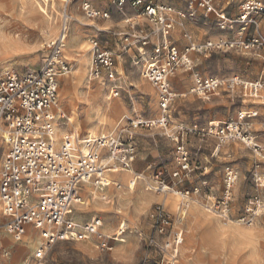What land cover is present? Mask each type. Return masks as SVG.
<instances>
[{
	"label": "rangeland",
	"instance_id": "374dc122",
	"mask_svg": "<svg viewBox=\"0 0 264 264\" xmlns=\"http://www.w3.org/2000/svg\"><path fill=\"white\" fill-rule=\"evenodd\" d=\"M65 1L0 0V29L8 26L3 35L12 39L10 44L0 40V77L9 72L20 74L35 71L48 54L47 45L59 34L63 13L66 12L71 18L70 13L75 11L81 16V20L79 23L70 19L67 24L68 37L62 51L63 60L68 63L70 70L66 76L61 77L63 80L58 85L57 96L58 110L61 113L64 111L70 121L58 122V135L71 132L78 135L79 139L86 138L84 123H96L97 114L102 121H99L92 136L109 135L111 132L118 134L119 129L129 127L131 122L145 123L147 126L143 124L132 129L136 157L133 170L136 175L141 176L136 185L129 190V175H121L120 178H124L121 182L118 175H112L110 180L118 181L121 189L113 184L104 191L107 195L106 202L96 199L89 205L85 203L90 202L91 194L84 185L80 193L82 203L72 212L77 223L100 220V230L111 238L112 250H100L94 238L77 243L60 240L50 248L44 264H163L168 258L158 248L150 245V240L154 239L161 244L170 241L172 236H159L153 229L150 214L155 205L163 204L161 198L173 196L172 191L185 190L191 192L187 202L192 206L193 214H190L189 207L180 223L173 225L174 230L182 233L178 261L176 259L175 264L181 263L182 252L188 255L185 264H264V185L258 181V178L264 180V152L261 156L254 154L240 141L218 148V142L213 137H203L197 133L187 134L184 145L189 156V170L181 173L180 178L175 177V173L180 170L175 143L164 135L157 123L163 117L159 103L160 92L144 77L145 66L153 59L151 46L158 42L152 40L147 55L140 58L132 40H123L129 32L124 28V15H132L128 7L119 12L115 0H102V3L97 0L94 8L100 13L109 14L110 19H89L82 11L83 0L79 3L78 0H72L70 6H66ZM151 1L170 5L179 12L187 13L189 10L182 0ZM235 1L232 7L235 15H228L230 20L236 19L241 12L243 0ZM260 2L264 6V0ZM45 11L48 16L44 15ZM195 12L196 20L186 18L178 21L168 37L180 55L186 53L190 43L202 45L218 40H235L245 34L264 35L262 13L256 17L258 27L252 25L248 28L236 23L229 30L220 28L217 15L206 18L199 10ZM44 17L47 18L50 30L47 37L42 31ZM19 24L30 31L23 42L18 40L17 34H8L9 27ZM149 29L146 26V30ZM91 39H96L114 55L113 68L117 71L116 85L120 89L119 96L115 99L110 98L109 82L106 79L95 81L89 77L91 54L88 41ZM74 51H80L84 63L76 62ZM188 57L189 67L181 66L171 72L167 79L173 96L169 128H196L201 131L212 125L219 127L225 123L236 122L239 113L257 110L255 119L248 121L249 133L261 142L264 149L263 102L244 96L247 91L240 87L233 93L220 89L207 99L201 94L193 93L196 79L218 80L238 76L251 83L260 76L264 79L263 59L236 50L189 52ZM164 59L163 54L160 63L163 64ZM254 104H260L262 108L255 107ZM74 128L78 129L76 133ZM1 156L2 150L0 163ZM227 168L237 173V180L230 188L226 185ZM157 175L159 180L172 189L171 192H155ZM133 179L134 177L131 178ZM226 190L230 191L231 199L229 218L224 221L219 219L211 205L221 200ZM174 197L178 198L175 209L169 210L164 204L162 206L176 218L177 208L182 200L176 195ZM1 217L0 210V222ZM224 228H228L227 234L222 231ZM27 231L34 232L36 238L27 251L17 254L19 256L16 264H36L35 253L42 241L39 232L31 228H27L26 233ZM6 238L19 242L24 236H9L0 230V242ZM1 254L0 250V256ZM9 255L6 264L12 263V254Z\"/></svg>",
	"mask_w": 264,
	"mask_h": 264
},
{
	"label": "built area",
	"instance_id": "2783aa9c",
	"mask_svg": "<svg viewBox=\"0 0 264 264\" xmlns=\"http://www.w3.org/2000/svg\"><path fill=\"white\" fill-rule=\"evenodd\" d=\"M119 12L128 7L134 16L124 15L123 23L129 31L124 36L125 42L132 40L140 58L147 55L151 41L152 61L145 66L144 77L160 92V106L163 117L158 124L164 135L175 143L180 170L175 177L189 170V156L184 145L187 134L197 133L199 136L213 137L221 145L240 141L252 150L254 154L263 155V147L249 133L248 121L254 119L257 112L239 113L236 122L225 123L219 127L214 125L198 131L196 128H169V112L173 105V96L167 82L171 72L188 68L189 52L203 53L208 51H243L255 55L264 61V35H244L235 40L207 42L202 45L190 43L185 54H179L169 41V35L178 21L186 18L196 20V12H202L204 17L217 15L221 29H231L234 24L249 26L257 25L256 17L264 13L258 0H246L240 6V15L234 21L225 18L219 8L220 0H182L188 5L187 13L176 11L170 5L153 3L151 0H115ZM66 6L70 0L65 2ZM82 11L89 19L102 18L108 20L110 15L100 13L91 5V0H84ZM62 24L58 36L46 47L47 56L35 71L25 73L9 72L0 77V139L8 151L0 171V205L2 214L7 221L1 226L3 232L14 236H24L26 229L39 232L42 243L35 253L36 264H44L50 248L67 240L71 242L86 241L94 238L97 248L111 251L110 237L101 230V221L96 219L88 223H77L73 219V211L82 203L81 191L83 186L98 190L102 201H107L105 190L110 186V175L130 173L135 162V147L132 129L145 123L131 122L129 127L118 130V134L99 136L93 140H79L78 135L64 133L59 137L54 135V127L60 120L68 122L64 113L57 109L58 81L69 73L68 63L63 60V45L67 35V24L70 17L63 13ZM146 23L150 28L146 30ZM155 37V39H153ZM190 39L188 35H185ZM91 54L89 77L92 80L106 79L109 82L111 98L119 96L116 85L117 71L113 68V53L100 45L96 39L88 41ZM164 54L163 64L160 57ZM186 56V57H184ZM193 93L207 99L222 89L233 93L237 88L247 91L244 96L260 100L264 103V79L262 76L253 83L241 80L239 77L224 79H196ZM55 109V110H54ZM147 126V124H145ZM122 134L125 138L122 139ZM226 185L230 188L237 180V173L226 169ZM156 176L155 192L167 193L172 189ZM131 180V179H130ZM138 180L137 176L128 182L129 190ZM261 185L264 180L258 178ZM114 185L121 189L116 181ZM182 200L184 205L191 192L172 191ZM231 193L226 190L219 201L212 203L211 208L219 219L229 218V202ZM180 210L176 218L160 205H155L150 217L152 226L161 237L172 236L168 242L157 243L151 239L150 245L155 246L173 264L182 233L174 230L173 225L180 223Z\"/></svg>",
	"mask_w": 264,
	"mask_h": 264
},
{
	"label": "bare ground",
	"instance_id": "6f19581e",
	"mask_svg": "<svg viewBox=\"0 0 264 264\" xmlns=\"http://www.w3.org/2000/svg\"><path fill=\"white\" fill-rule=\"evenodd\" d=\"M70 2L73 3L72 0H70ZM44 15H47V11H45ZM70 15H71V18H70L71 20H73L74 22H79L80 23L81 16L79 14H77L75 11L74 12L72 11V13H70ZM46 20H47V18L45 19V17H44V22H43L44 28L42 29V31H44V33L46 34V37H47V36L50 35V30H49V26H48ZM53 20H54V18H53ZM48 23H49V20H48ZM7 27L8 26H5V27H3V28L0 29V40L2 39L3 42H6V43L10 44V43H12V39L10 37H8V36L3 35V33L6 32V30H7L6 28ZM25 28L26 29H24V27H21L20 24L19 25L11 26V27L8 28V31H9L8 34H10V33L17 34L18 35V40H20V41L23 42L26 39V35H28V33H30L29 28H27V27H25ZM67 37H68V33L66 35V38ZM66 38H65V40H66ZM153 38H155V37H153ZM64 47L65 46L63 45V48ZM70 49H72V48H70ZM69 52L70 53H73V51H69ZM74 53L76 54V57H77V59H76L77 61L76 62L77 63L83 62V59L81 60V57L83 55L80 54V51H74ZM84 53H85V51H84ZM184 57H186V56H184ZM56 107L58 109V105ZM62 112L64 113V111H62ZM97 115L98 116H97V119H96V121H97L96 123H94V122L93 123H91V122L90 123H88V122H85L84 123V129L87 130V137L86 138L85 137L84 138H81L79 140H82V141L85 140V139L93 140V138L99 137V136H92V135H94L93 134L94 133L93 130L96 128L97 125H99V121H102L101 120L102 119L101 116L99 114H97ZM67 119H68V117H67ZM68 122H69V119H68ZM59 129L60 128L58 126L57 127H54V135L58 136V130ZM76 132L77 131L75 130V133ZM100 136H105V135H100ZM137 178L138 179H141V176L138 175ZM114 182H116V181H113L112 182L110 179H108V184L110 186L113 185ZM86 188L90 190L89 191V194H91V200L88 203L86 202L85 205H89L90 203L94 202L96 199H101L100 198L101 196L98 194L99 193L98 190L92 189L89 186H87ZM161 200H162V203L164 204V206L166 208H168L169 210L175 209L176 206H177V204H178V198L174 197V195L173 196L172 195H167L166 198H161ZM181 204L177 208L178 211L180 210V215H179L180 220L184 218V214H185L186 211H188L187 209L189 207H190V209H189L190 210V214L191 215L193 214L192 206H190L189 201L187 202V204H184V205H181ZM106 205H109V203H106ZM183 208H184V210H183ZM0 209H1V207H0ZM177 232H179V231H177ZM35 238H36V234L34 232L27 231V233L24 234V238L21 241H19V242H12L8 238L2 240L0 242V250L2 251V254L0 256V264H6L7 263V259L10 257V255H9L10 253L12 254L11 255V262H12L11 264H16L17 263V260H18V256H19L17 254L24 253V250L27 251L28 247L30 245H32V243H33V241H34ZM177 257H178V254H177L175 260L177 259ZM186 257H188V255L185 254L184 252H182V258L183 259H181V263L179 262V264H185L186 263V261H185ZM175 260L173 261V264H175ZM177 261H178V259H177ZM168 263H169V260H167L166 262L163 261V264H168Z\"/></svg>",
	"mask_w": 264,
	"mask_h": 264
},
{
	"label": "crops",
	"instance_id": "0c3cea01",
	"mask_svg": "<svg viewBox=\"0 0 264 264\" xmlns=\"http://www.w3.org/2000/svg\"><path fill=\"white\" fill-rule=\"evenodd\" d=\"M81 0H78V3L80 2ZM84 1V0H83ZM83 1H82V3H83ZM100 2L102 1V0H99ZM244 1H246V0H243L242 2H241V5H242V3L244 2ZM98 1L97 0H91V5H92V7L94 8V6L93 5H96V3H97ZM235 0H220V2L218 3V6H219V8L220 9H222V11L224 12V16H225V18L227 19V20H229V21H232V22H234L238 17H239V15H240V13H239V15L236 17V19H234V20H230L229 18H228V15H230L231 14V16H234L235 15V11L232 9V7L234 6V4H235ZM258 2L260 3V5H261V7L264 9V6H263V4L260 2V0H258ZM102 3V2H101ZM70 4H72L71 2H70ZM70 4L68 5V6H70ZM174 8V7H173ZM95 9V8H94ZM96 10V9H95ZM64 13H66V12H64ZM102 13H105V12H102ZM262 14H264V13H262ZM69 16V15H68ZM131 16H134L133 15V13H132V15ZM110 19V18H109ZM257 22V21H256ZM124 24V23H123ZM144 24H146V23H143V26H144ZM145 26H147V24L145 25ZM245 27H248L249 28V26H245ZM257 27H258V24H257ZM124 28H125V26H124ZM233 28V27H232ZM231 28V29H232ZM230 29V30H231ZM253 35V34H252ZM101 45V44H100ZM105 48V47H104ZM175 48V47H174ZM105 49H107V48H105ZM176 50H177V48H175ZM108 50V49H107ZM238 77V76H237ZM61 80H63L62 78H60L59 79V81H58V85H59V83L61 82ZM96 81V80H95ZM111 98V97H110ZM117 98V97H116ZM112 99H115V98H112ZM254 106L255 107H261L262 108V106L260 105V104H254ZM256 112H257V115H258V111L257 110H255ZM254 112V111H253ZM256 115V116H257ZM255 116V117H256ZM255 119V118H254ZM70 121V120H69ZM77 131L78 129L77 128H74V131ZM65 133V132H64ZM66 133H71V132H66ZM60 135H58V137H59ZM256 141L259 143V144H261V142H259L257 139H256ZM261 146L263 147V145L261 144ZM0 150H2V156H1V163H0V171H1V167H2V164H3V162H4V157H5V155H6V153H7V151H8V147L3 143V142H1V139H0ZM135 163V162H134ZM134 165V164H133ZM112 175H118L119 176V178H120V176L121 175H129L128 177H130L128 180L130 181V179L132 178V177H135V176H138V175H136V173L134 172V170H133V166H132V170H131V172L130 173H119V174H112ZM112 175H110V177H112ZM131 175V176H130ZM121 179H124V178H120V182H121ZM139 180V179H138ZM128 181V182H129ZM137 182V181H136ZM135 185H136V183H135ZM134 185V186H135ZM158 205H160V204H158ZM163 205V204H162ZM161 205V206H162ZM0 207H1V205H0ZM162 208L164 209V207L162 206ZM1 210V214H2V209H0ZM165 210V209H164ZM166 212H168L169 213V210H165ZM170 214V213H169ZM171 215V214H170ZM173 216V215H172ZM1 221L2 222H0V229H1V226L2 225H4L5 223H6V221H7V217H5V215L4 214H2V217H1ZM2 230V229H1ZM2 232H3V230H2ZM5 235L7 234V235H9V236H14V235H10V234H8V233H5V232H3ZM15 237H18V238H21V237H23V236H21V237H19V236H15ZM183 238H184V235H183ZM179 246H181V244L179 245Z\"/></svg>",
	"mask_w": 264,
	"mask_h": 264
},
{
	"label": "snow or ice",
	"instance_id": "6c2138e0",
	"mask_svg": "<svg viewBox=\"0 0 264 264\" xmlns=\"http://www.w3.org/2000/svg\"><path fill=\"white\" fill-rule=\"evenodd\" d=\"M121 227H123V225H122ZM222 231H223L225 234H227V232H228V228H224V229H222Z\"/></svg>",
	"mask_w": 264,
	"mask_h": 264
}]
</instances>
